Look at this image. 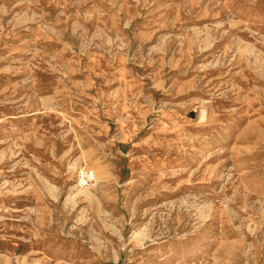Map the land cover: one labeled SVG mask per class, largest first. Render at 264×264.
I'll return each instance as SVG.
<instances>
[{
    "label": "rangeland",
    "instance_id": "rangeland-1",
    "mask_svg": "<svg viewBox=\"0 0 264 264\" xmlns=\"http://www.w3.org/2000/svg\"><path fill=\"white\" fill-rule=\"evenodd\" d=\"M0 264H264V0H0Z\"/></svg>",
    "mask_w": 264,
    "mask_h": 264
},
{
    "label": "bare ground",
    "instance_id": "bare-ground-1",
    "mask_svg": "<svg viewBox=\"0 0 264 264\" xmlns=\"http://www.w3.org/2000/svg\"><path fill=\"white\" fill-rule=\"evenodd\" d=\"M90 167V166H89ZM92 171V170H91ZM95 171H96V174H91V172L89 171V170H86V169H82L80 172H78L77 174H76V178H77V182H78V184H79V187L81 188V189H85V187L88 185V181L91 179V178H94L95 177V175L100 179V177H102V169L99 167V166H96V168H95ZM94 176V177H93ZM103 176H105L104 175V173H103ZM95 179H97L96 177H95ZM92 181H93V179H91ZM98 180V179H97ZM93 183V182H92ZM96 184V183H95ZM87 189V188H86Z\"/></svg>",
    "mask_w": 264,
    "mask_h": 264
}]
</instances>
